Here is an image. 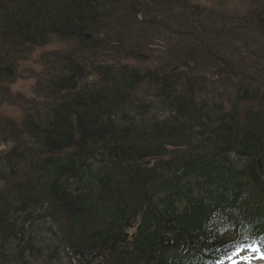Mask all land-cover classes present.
Instances as JSON below:
<instances>
[{"label": "trees", "instance_id": "1", "mask_svg": "<svg viewBox=\"0 0 264 264\" xmlns=\"http://www.w3.org/2000/svg\"><path fill=\"white\" fill-rule=\"evenodd\" d=\"M245 1L235 19L194 0H0V84L62 45L0 121V264H216L264 247V112L249 87L235 104L208 92L238 72L207 40L251 27L241 43L264 59V0Z\"/></svg>", "mask_w": 264, "mask_h": 264}, {"label": "rangeland", "instance_id": "2", "mask_svg": "<svg viewBox=\"0 0 264 264\" xmlns=\"http://www.w3.org/2000/svg\"><path fill=\"white\" fill-rule=\"evenodd\" d=\"M194 2L199 3L200 6L205 7L207 10L215 11V13L208 12L209 16L212 18L222 16L224 18L234 17L236 19L238 16H240V13H242L249 6V2L245 0H194ZM216 10H218V13L216 12ZM162 19L164 20V23L167 24L166 27H168L171 22L174 21L175 23L176 19L178 18L174 20L170 16ZM186 29L203 37L201 31L194 26L187 27ZM166 30L168 31L162 34V38H160V41L152 42V44L151 42L148 43L149 45H152L151 48H147L145 53L148 61H152L149 59H153L157 55H160L163 58L164 53L167 49V39L171 38L174 34L179 32V30L174 27V25H171L170 30L169 28H167ZM253 30L254 29H252L251 27H246L239 24L234 25L226 32L229 41V46L227 45L226 47L219 44L218 42H214L215 40H207L210 37L203 32V34L207 38L206 39L204 37V39L207 40L209 42L208 44L216 51H218V53H222L225 55H227L228 53L231 54L230 57L235 62L234 65L237 68L238 75L232 80L227 79L226 82H223V79L219 74L220 82H215L218 72H220L217 68L200 67L199 71L209 77V80L215 82V88L210 86L208 90L209 94L214 96L212 98L215 99L217 97L219 101H226L227 103L235 104L233 101L235 99L236 90L240 87H249L255 91L257 97V101H254L253 105L257 106L259 103L260 106H257V108L260 107L264 112V59L255 56L251 53V51H248L246 48H244L240 40L245 35L253 34ZM146 32L147 33H145L144 35L148 38L152 32L150 29H146ZM161 41H165V44H162ZM61 47L62 45L51 44L40 49H35L33 52H31L26 60H23L19 63L20 66L17 78L5 81L0 84L4 89H6V86L8 88L7 92H9V94L7 93L8 95L2 93V95L0 96L5 104L3 107H0V121H5L6 119L10 118H19L21 104H26L28 99L31 97V90L37 82L38 78L41 76L42 70L44 69V65L41 60L42 53L53 52L57 49L59 50V48ZM198 68L199 66L195 69ZM33 96L37 95L34 94ZM250 106L251 103H246L242 105L241 108L245 109ZM9 147L10 145L4 144L2 139L0 138V151L7 150L9 149ZM261 248L257 245L243 247V251L240 253V255H249L251 259L240 260L239 264H264V258H261V256L264 255ZM231 254L222 258L219 261L220 264H231V261L228 259ZM234 259L239 260V255L234 257Z\"/></svg>", "mask_w": 264, "mask_h": 264}, {"label": "snow or ice", "instance_id": "3", "mask_svg": "<svg viewBox=\"0 0 264 264\" xmlns=\"http://www.w3.org/2000/svg\"><path fill=\"white\" fill-rule=\"evenodd\" d=\"M243 251V247L242 246H237L236 251L233 252L228 259L231 261V264H239L240 260H249L251 259V257L249 255H240V253ZM258 251V250H256ZM237 255H239V260L234 259V257H236ZM261 258H264V255L261 256ZM218 264H220V262H218Z\"/></svg>", "mask_w": 264, "mask_h": 264}]
</instances>
